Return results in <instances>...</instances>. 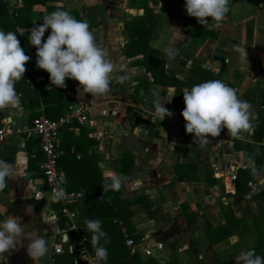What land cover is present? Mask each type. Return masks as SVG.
<instances>
[{
  "label": "crops",
  "instance_id": "1",
  "mask_svg": "<svg viewBox=\"0 0 264 264\" xmlns=\"http://www.w3.org/2000/svg\"><path fill=\"white\" fill-rule=\"evenodd\" d=\"M184 4L185 0H45L32 4L27 18L6 30L25 38L43 16L62 9L88 22L96 42L116 65L106 95L76 96L79 82L66 79L60 93L70 103H86L89 122L63 128L59 143L64 150L61 163L71 175L65 178L66 187L75 188L68 183L85 172H98L102 185L110 184L113 175L120 178L115 198L130 204L121 211L125 224L118 220V225L135 242L133 246L124 242L127 254L139 261L130 264H237L239 254L264 228V210L259 213L264 194L249 196L264 187V158L254 168V158L232 146V139L250 142L253 149L257 143L264 144V131L260 141L252 136L253 118L264 116V0H230L224 19L217 24L208 18L205 27L187 14ZM141 22L152 24L147 45L164 58V71L184 83L182 92L195 85L202 70L216 73L251 106L250 127L236 136L228 135L225 128L218 137L209 136L207 143L195 142L185 130L184 107L178 96L174 98V86L153 82L141 63L143 46L127 45ZM169 46L177 50L174 57L165 53ZM237 48L247 56L242 59ZM28 53L31 62L36 59V50ZM49 86L50 80L37 83L38 89ZM157 100L173 115L160 120ZM31 110L40 111L37 115L56 114L42 113L41 103L0 110V127L8 129L0 135V159L20 161L18 176L0 191V202L7 204L8 214L32 222L50 241V260L41 264H85L60 239L65 233L73 241L83 236L80 231L88 230L78 221L81 202L74 210V226H68L65 216L61 218L67 222L60 226L55 214L60 204L50 199L38 170L37 138L26 137L22 130L31 120ZM238 166L248 167L252 178L245 194L235 192ZM70 232L75 234L71 240ZM27 243L5 254L0 264H34ZM57 245L62 252H53ZM86 248L84 256H90L94 250Z\"/></svg>",
  "mask_w": 264,
  "mask_h": 264
},
{
  "label": "clouds",
  "instance_id": "2",
  "mask_svg": "<svg viewBox=\"0 0 264 264\" xmlns=\"http://www.w3.org/2000/svg\"><path fill=\"white\" fill-rule=\"evenodd\" d=\"M230 0H185L184 7L190 17L197 19L203 27L209 25V19L217 24L229 12ZM51 29L46 40H42L45 32ZM28 42L36 48V66L49 74L51 85L66 87V79L79 82L83 92L91 95H106L110 91L112 74L116 65L108 58V53L97 42L86 20H78L70 12L58 9L42 18V23L30 29ZM241 58L247 56L246 51L237 48ZM169 57H174L177 50L174 46L165 49ZM31 57L25 54L20 40L14 31L0 29V110L18 108L20 97L15 84L24 78L26 63ZM123 81V77L119 78ZM185 107L181 115L185 121V130L193 134L195 142L207 143L209 136L218 137L223 129L228 135L236 136L241 130L250 127V105L242 100L235 88L219 79H209L193 85L190 90L183 91ZM164 104V103H163ZM158 100L155 110L160 120L173 113ZM19 163L0 159V191L8 187V181L19 174ZM111 183L103 185V191H118L121 180L118 176L110 177ZM61 183H66L64 176ZM64 190L55 192L54 200L60 199ZM7 204L0 202V259L5 254L26 245L27 255L34 264H41V258L47 257L50 241L32 224L25 223L21 217L8 214ZM92 233L91 243L95 258L106 261L108 250L100 242L109 243L107 233L102 229L99 219L84 221ZM237 264H264V256L258 255L255 249L243 251L237 257Z\"/></svg>",
  "mask_w": 264,
  "mask_h": 264
},
{
  "label": "trees",
  "instance_id": "3",
  "mask_svg": "<svg viewBox=\"0 0 264 264\" xmlns=\"http://www.w3.org/2000/svg\"><path fill=\"white\" fill-rule=\"evenodd\" d=\"M45 0H21V5L15 7L11 11L7 10V4L5 1L0 0V29L6 31L7 29L23 22L27 18L29 9L32 4L36 2L44 3ZM152 28V24H146L145 22H141L140 24L135 25V29L133 32V37L128 39L127 45L141 47L140 48L143 56L141 58V63L144 66V70L149 73L151 76V80L153 82L162 84V85H172L175 88V95L180 98V106L185 107L183 101V92L181 91L184 83L177 79L173 74L166 73L164 71V58L162 55L156 51H152L150 47L147 45V39L150 34ZM47 33L44 35L42 40H46L47 36L50 34L51 29L46 31ZM20 40L21 47L24 48L25 54L30 56L28 53L29 50H36L34 46H32L28 42V36L25 38H21L17 36ZM26 72L24 73V78L20 79L15 84V90L20 97V103H22L25 107L32 108L38 104H42V113H56L54 116L56 117L61 113L62 107L67 106L71 99L67 96H64L60 93V88L55 85H51L47 88H37V83H41L49 80V74L45 73L43 69H39L36 66V59L31 62L28 61L25 65ZM37 77V78H36ZM209 79H219L224 81L230 87H233V84L226 80L220 79L216 73L211 72L210 70H202V74L199 76L198 80L195 84L202 83ZM234 88V87H233ZM22 98H25V101L22 102ZM30 119L34 116H37L36 113H40L38 110H31ZM253 122V139L256 141H260L262 133L264 131V116L261 115L259 117H255L252 120ZM258 125V126H257ZM260 126L259 133H257V128ZM232 146L235 149H241L245 155H250L254 158V168H257L263 158H264V144L257 143L255 145V149L252 148V143L250 142H241L237 139H232ZM39 151V158H41V152ZM70 155L75 156L74 152ZM61 157L58 159L59 165L64 169L63 164L61 163ZM78 160V159H77ZM38 165V162H37ZM65 178H71L70 173L65 171ZM251 176L249 173L248 167H236L235 177H234V186L235 192L238 193H248V181L251 180ZM72 186L80 188L82 190V195L80 198L81 205L78 211V221L83 223L84 217H89V220L99 219L102 222V229L107 233V238L109 239V243L104 244L103 239L101 240V244L107 248L108 250V258L101 264H130L131 262L137 261L136 255H128L127 247L124 244V238L120 231V227L118 225V220H121L124 224V217L121 214V211L124 207H126L129 202H122L119 199H116V193L114 190L108 189L103 191V185L101 184V176L98 172L94 175L93 172H85L80 179L72 181L68 183ZM264 194V187L252 194H249L251 198H257L260 195ZM110 201L112 204L107 205V202ZM55 207L58 206L56 203ZM264 208H259V213H263ZM60 226L66 224V220L61 218ZM264 222V215H263ZM129 230V227L125 225ZM264 226V225H263ZM81 235L85 236V244L89 249H93L91 238L92 233L89 230H83L79 232ZM264 228L262 232H260L259 236L247 245V250L255 249L258 255L264 256ZM75 237L73 232H70V240ZM115 257H123L120 261H112ZM71 256L68 260H71Z\"/></svg>",
  "mask_w": 264,
  "mask_h": 264
},
{
  "label": "built area",
  "instance_id": "4",
  "mask_svg": "<svg viewBox=\"0 0 264 264\" xmlns=\"http://www.w3.org/2000/svg\"><path fill=\"white\" fill-rule=\"evenodd\" d=\"M10 11L21 5V0H4ZM68 91L66 90V93ZM89 122L88 108L86 103L74 104L70 103L66 106L62 114L56 117H49L43 114L34 116L28 124L23 125V133L26 137L32 136L37 138L38 149L41 152V158L38 160V170L42 176L45 189L49 193L51 200L55 192L64 190V195L57 199L59 206L56 208V217L58 221L61 217H67L70 222L68 226L73 227L74 210L76 205H79L82 190L80 188H68L64 183L60 182V177H65L64 169L59 165L58 159L63 154L64 150L60 146V133L63 128L75 127L77 125H86ZM4 127H0V135L4 132ZM106 184V181H103ZM124 242L127 245L133 246L135 242L129 237L126 229L121 230ZM61 241L67 243V249L76 257H83L85 264H99L100 261L95 258L93 251L90 256L87 254L85 245V237L80 236L73 241H68L65 233L61 234ZM61 246L53 247V252H62ZM146 252V250H145Z\"/></svg>",
  "mask_w": 264,
  "mask_h": 264
},
{
  "label": "water",
  "instance_id": "5",
  "mask_svg": "<svg viewBox=\"0 0 264 264\" xmlns=\"http://www.w3.org/2000/svg\"><path fill=\"white\" fill-rule=\"evenodd\" d=\"M82 93H83V88L81 86H76L75 87V95L81 97L82 96ZM263 184H264V180H263L261 186ZM49 260H50V257L41 258V261L42 262H46V261H49Z\"/></svg>",
  "mask_w": 264,
  "mask_h": 264
}]
</instances>
